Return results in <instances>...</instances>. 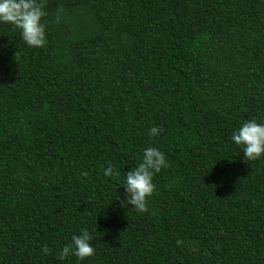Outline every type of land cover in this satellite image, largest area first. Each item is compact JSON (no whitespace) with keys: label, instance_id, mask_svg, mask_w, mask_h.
Listing matches in <instances>:
<instances>
[{"label":"trees","instance_id":"16d2710c","mask_svg":"<svg viewBox=\"0 0 264 264\" xmlns=\"http://www.w3.org/2000/svg\"><path fill=\"white\" fill-rule=\"evenodd\" d=\"M46 11L44 48L0 23V264H264V157L231 139L264 123V0ZM148 147L168 166L139 213L123 184ZM85 228L95 255L59 260Z\"/></svg>","mask_w":264,"mask_h":264},{"label":"clouds","instance_id":"9594fccd","mask_svg":"<svg viewBox=\"0 0 264 264\" xmlns=\"http://www.w3.org/2000/svg\"><path fill=\"white\" fill-rule=\"evenodd\" d=\"M48 0H0V23L12 25L20 30L23 41L32 48H44L47 43L45 19L49 16L46 11ZM64 16V8L59 7L55 12V23L59 24ZM17 54V53H16ZM162 131L159 127H152L150 136H158ZM231 139L241 146L245 161H256L264 157V123L251 119L233 133ZM166 158L158 148L148 147L144 150L141 162L125 174L123 187L126 190L127 200L121 201L127 207L131 205L135 211L145 213L149 211L148 200L153 196L156 185L153 183L155 174L166 168ZM119 176L109 165L104 171L105 176ZM87 176L88 173H82ZM94 237L88 229L81 234L73 235L71 243L65 244L58 252L57 258L61 261L69 256H75L83 261L95 255V248L91 241ZM183 241L178 240L177 245L182 246ZM47 246L42 248L46 255L51 254Z\"/></svg>","mask_w":264,"mask_h":264}]
</instances>
